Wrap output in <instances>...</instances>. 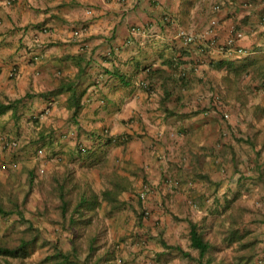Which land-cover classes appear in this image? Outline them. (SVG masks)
<instances>
[{
	"label": "crops",
	"instance_id": "1",
	"mask_svg": "<svg viewBox=\"0 0 264 264\" xmlns=\"http://www.w3.org/2000/svg\"><path fill=\"white\" fill-rule=\"evenodd\" d=\"M235 31L237 49L210 45ZM79 74L73 118L70 92L54 90ZM12 102L0 113V186L46 172L101 193L120 179L110 215L130 262L193 264L171 246L196 257L194 222L210 224L213 247H251L264 264V0H0V104ZM141 204L151 217L134 225Z\"/></svg>",
	"mask_w": 264,
	"mask_h": 264
},
{
	"label": "rangeland",
	"instance_id": "2",
	"mask_svg": "<svg viewBox=\"0 0 264 264\" xmlns=\"http://www.w3.org/2000/svg\"><path fill=\"white\" fill-rule=\"evenodd\" d=\"M39 175L41 178L34 186L30 184V181H24L23 178L18 177L6 186H0V204L5 209L12 211L8 216L0 217V244L15 246L21 239L37 237V241L30 244L21 256L5 257L0 255V264H52V255L57 248L66 254L71 253L76 248V254L71 256L75 257L74 261L77 264H132L134 262L135 264H162L156 263L155 260L158 261V259L150 256V253L144 258L139 256L140 261L134 259L130 262L125 259L124 251H129L130 248L127 249L125 240L119 241L117 238H113L115 215H110L111 211L107 206H98L93 212L90 211L89 216L85 218L78 217L79 214L77 213L75 215L78 217L77 223L72 227L70 213H67L65 217L60 207V185L63 183L65 190H73L68 193V198L72 199L71 209L79 198V186H71L72 180L69 183L61 182L62 176L56 174L53 176L42 172ZM56 180L59 183L57 185L55 184ZM90 187L93 188L89 192L94 190L100 192L101 190L95 184ZM147 209L141 204L137 206L135 212L130 211L134 217H137L133 222L134 225H137L139 216H145L147 221L150 220L151 211L146 214ZM20 213H23V216H20ZM130 216L128 215L126 220L129 227L132 225L130 222L132 217ZM208 226L206 230L203 229V225H200V228L203 229L205 238L210 241V224ZM94 238L97 240L95 244L98 247L92 254L89 252V244ZM213 241L217 243L215 239H212ZM235 249L234 245L227 250L215 246L207 253L203 261L207 262L208 260L207 264H219L221 261L225 264L223 259L234 261ZM107 251H109L108 256L105 254ZM195 251L196 257L193 258V264H200L198 251L196 249ZM109 260L112 262L108 263Z\"/></svg>",
	"mask_w": 264,
	"mask_h": 264
},
{
	"label": "trees",
	"instance_id": "3",
	"mask_svg": "<svg viewBox=\"0 0 264 264\" xmlns=\"http://www.w3.org/2000/svg\"><path fill=\"white\" fill-rule=\"evenodd\" d=\"M81 76L79 74L76 78L71 79L69 81L63 80L60 86L54 90V93H61V92H70L69 97V106L73 110V118H75L80 110L83 107V96L85 90H81L79 88L80 84L78 82V78ZM17 103V101H15ZM15 102H12L8 105L0 104V113L4 112L5 110H8L9 108H14ZM116 179V178H115ZM113 183L109 186H105L104 189L101 191V193L92 192L89 193L87 190L80 191L79 192V198L75 202L73 208L71 209L72 199L68 198V193H71L73 190H65V184L61 183L60 185V191H59V198H60V207L62 208L63 215L66 217L67 213H70V224L72 227L77 223V218H85L86 216H89V212H93L96 210V208L100 205H102V202H107L109 206L110 211H115L123 206V201L120 199V194L125 189L123 182L120 179H116L115 181L112 180ZM65 182H68V177L65 179ZM71 186H76L74 183ZM102 197V198H101ZM101 198V200H100ZM12 213V211L7 210L3 207V205L0 204V217L8 216ZM79 214L78 217H76V214ZM20 216H23V213H20ZM30 227L33 228L32 225ZM190 240H191V247L195 248L199 252L198 261L200 264H207V262L203 261L207 253L213 248V244L211 241H208L205 238V234L203 230L200 228V226L197 223L190 222ZM232 232V231H231ZM232 240H235L232 238ZM240 240V238H238ZM37 241V237L34 236L33 238L27 239H21L20 242L15 246H9L0 244V255L5 257H18L25 253L26 248L30 244H34ZM97 242L96 238L89 244V252L94 253L97 249V245L95 244ZM251 246V245H250ZM181 251V253L189 257L190 259H193L190 252H186L183 249H181L178 246L172 247ZM248 248V249H247ZM245 249V252L243 254H240L236 252V255H234V263L235 264H241V262H244L245 264H254L255 257L257 253H254V250L251 247H247ZM76 248L71 253L66 254L59 248L55 251L54 255H52L53 263L52 264H77L74 259V255L76 254ZM107 256L109 254V251L105 253ZM211 261V259H210ZM222 264H224L221 261ZM219 263V264H221ZM231 263V264H234Z\"/></svg>",
	"mask_w": 264,
	"mask_h": 264
},
{
	"label": "built area",
	"instance_id": "4",
	"mask_svg": "<svg viewBox=\"0 0 264 264\" xmlns=\"http://www.w3.org/2000/svg\"><path fill=\"white\" fill-rule=\"evenodd\" d=\"M4 1L7 4H12L16 0H4ZM180 36L184 38V41L186 43H194L196 41V38H197L194 32L188 31V30H182L180 32ZM243 37H244L243 32L235 31L233 33V35H231L230 38L225 43H218L216 39H213L212 41H210V45L213 46L216 50H218L221 53H227V52H231L233 49H237L239 47L238 44ZM181 76L185 77V73H181ZM215 99L218 103V106L221 107V105H222L221 96L218 95L217 93H215ZM224 118L229 119L228 113L224 114ZM4 144L7 147H15L17 145V142L6 139L4 141ZM148 190H149V185L144 184V188L140 192V197L143 199L146 198ZM145 212H146V214H149L150 210L147 209Z\"/></svg>",
	"mask_w": 264,
	"mask_h": 264
}]
</instances>
